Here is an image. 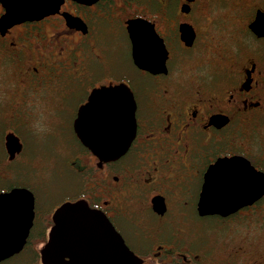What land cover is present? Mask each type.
Returning <instances> with one entry per match:
<instances>
[{
    "label": "flooded vegetation",
    "instance_id": "1",
    "mask_svg": "<svg viewBox=\"0 0 264 264\" xmlns=\"http://www.w3.org/2000/svg\"><path fill=\"white\" fill-rule=\"evenodd\" d=\"M59 8L0 33V46L10 50L4 63L22 78L24 70L41 79L38 87L0 90V197L23 189L33 206L22 247L0 264H43L55 213L78 201L96 222L112 225L139 264H264V248L248 237L237 241L227 225L259 211L264 194L227 215L199 205L206 174L220 159L241 156L264 173L257 150L246 151L264 128V0H63ZM5 11L0 2V17ZM124 48L128 64L121 67L116 52ZM29 49L32 66L20 62ZM115 84L132 93L135 129L124 153L103 160L74 123L94 89ZM31 112L52 131L34 134ZM41 153L37 179H22L21 167L32 163L20 155ZM0 212H8L4 202ZM4 217L7 229L21 231L20 215L13 225ZM84 243L71 236L61 264L94 257Z\"/></svg>",
    "mask_w": 264,
    "mask_h": 264
},
{
    "label": "water",
    "instance_id": "2",
    "mask_svg": "<svg viewBox=\"0 0 264 264\" xmlns=\"http://www.w3.org/2000/svg\"><path fill=\"white\" fill-rule=\"evenodd\" d=\"M89 4L97 0H74ZM6 10L0 17V33L14 24L33 22L47 15L56 14L63 0H0ZM263 20V19H262ZM264 21V20H263ZM135 21L127 24L130 38ZM132 39V38H131ZM135 103L132 93L124 84L104 86L92 91L87 103L79 110L74 128L77 137L95 156L103 160L118 157L127 150V145L135 129ZM220 169L221 178L214 187L209 186L211 174ZM264 194V173L257 172L241 156L220 159L207 174L200 201L204 213L227 215L250 205ZM8 212H0V259L18 252L22 247L32 219V196L26 190H14L0 197ZM10 208V210H9ZM17 208V209H16ZM4 214L10 218L11 225L22 217L23 228L16 230L8 223ZM55 227L49 234V241L41 251L43 264H61L59 253L64 245L75 240H84L86 250L94 249L95 256L84 259L73 257L71 264H139L127 246L123 244L112 225L102 218L96 222L95 215L78 201L65 204L55 213ZM6 220V222H5ZM59 244H63L60 249ZM67 253L75 251L73 246L65 248Z\"/></svg>",
    "mask_w": 264,
    "mask_h": 264
},
{
    "label": "rangeland",
    "instance_id": "3",
    "mask_svg": "<svg viewBox=\"0 0 264 264\" xmlns=\"http://www.w3.org/2000/svg\"><path fill=\"white\" fill-rule=\"evenodd\" d=\"M15 31L20 32V36H23V37L25 35H28V33L23 30H15ZM9 53H10V50L8 47L6 48L3 46L2 47L0 46V62L2 60V63L0 65V90L24 88V87H27L26 83L28 84L35 83L33 85L34 87L40 86L37 84L38 82L41 81V79H39L38 77L39 75L33 76V75H30L29 73H26V71L21 70L23 74L25 75V78H22V76L19 75V73L16 71L17 68H14L12 65L8 67L5 64L6 59H8L6 56H9ZM112 54L113 52L108 53V55L110 56ZM26 55H27L26 61H24V56L20 54L21 56L20 58H22L23 60L20 62H27L28 64H31L30 66H32L34 61L36 60L35 54H33L32 50L29 49L26 52ZM126 58L127 56H126L125 48L116 52V60H118L119 66L125 67V65L128 64V61L126 60ZM3 60H5V63ZM21 64H22V67L24 68L25 64L23 63ZM55 73L58 74L57 69L55 71L53 70V74ZM61 81H64L63 78ZM260 131L261 132L259 133V135H255L251 137L252 144L246 147V151L249 147H252V149L254 150L256 149L257 151L256 150L255 151L257 153L258 159L261 158L264 163V128H261ZM28 160L32 163L31 166L29 167V166L23 165L21 167L22 172L20 174H21L22 179H25V180L29 179L30 181H32V179H37L34 176L36 173H32V170H35L33 167L42 163L44 161V156L41 153V154H32L29 157H27V155L22 154L19 157V162L28 161ZM29 170H31V172ZM258 210L259 211L257 212L252 211L251 213H245L244 215H241L240 217H236L235 219H232L230 221V224H227V225L229 226L232 225L237 230V241H242L243 237H248V240H251L252 242L256 244V246H260V248L263 249L264 248V200L260 204ZM207 223L208 222H206V230L209 229V223L208 224ZM220 226L224 227V225H220ZM253 230L255 232L254 235L250 234L253 232ZM249 231L250 233L246 234ZM222 237H224L223 234H222ZM261 255L263 256L264 254H261Z\"/></svg>",
    "mask_w": 264,
    "mask_h": 264
},
{
    "label": "clouds",
    "instance_id": "4",
    "mask_svg": "<svg viewBox=\"0 0 264 264\" xmlns=\"http://www.w3.org/2000/svg\"><path fill=\"white\" fill-rule=\"evenodd\" d=\"M26 106H27V108L29 110H31V108H32L31 99H29L27 101V105ZM29 126L32 128L34 134L39 135V136H43L44 134L49 133V132L52 131V129L48 126L47 123H44V124L37 123L36 115H35L34 112H31V118H30V125ZM246 234H249V233H246ZM250 234L254 235L255 234L254 230Z\"/></svg>",
    "mask_w": 264,
    "mask_h": 264
}]
</instances>
